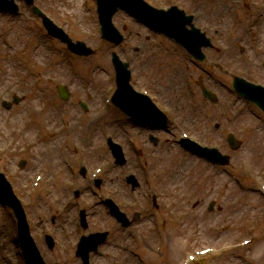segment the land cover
I'll return each mask as SVG.
<instances>
[{"label": "rangeland", "instance_id": "rangeland-1", "mask_svg": "<svg viewBox=\"0 0 264 264\" xmlns=\"http://www.w3.org/2000/svg\"><path fill=\"white\" fill-rule=\"evenodd\" d=\"M146 1L164 10L175 5L195 16V25L214 45V49L204 51L207 63H194L174 42L151 33L123 12L116 14L113 21L125 41L120 46L109 44L101 39L96 0H37L35 4L74 42H84L97 52L88 58L74 56L65 45L49 37L31 7L20 3L18 17L0 13V172L5 171L14 191L23 197L33 238L47 264H82L76 257L77 248L69 240L76 244L83 236L104 231H109L110 236L99 253L92 254L91 264H172L169 257L182 260L181 251L191 247L190 242L219 243L213 245L218 246L232 242L233 237L248 238L250 227L256 228L257 242L253 246L206 263L264 264V196L255 191H263L264 185V116L232 90L235 76L264 86V0ZM113 53L129 64L133 86L148 92L166 112L170 119L166 130H140L114 107L94 121L96 112L106 109V100L115 90ZM200 78L218 96L217 105L204 99ZM61 84L68 86L72 94L67 104L61 102L56 92V86ZM15 95L23 99L22 104L11 111L4 110L2 102L11 101ZM81 102L89 106V112H83ZM33 103H38L35 109L39 114L44 112L46 119L30 115ZM57 110L69 113L64 119L67 127L59 120L54 126L49 125L48 120ZM21 122L28 127L40 125L33 141L26 140L24 129L19 128ZM61 126L64 131L58 132ZM149 134L159 139L157 147L145 144L151 138ZM229 134L243 143L239 151L230 150ZM109 136L125 150V166H115L108 148L102 149L101 143ZM60 137L62 141L57 145L62 148L47 146V151L34 157L38 152L36 142L45 143L46 147L53 138L56 141ZM129 138L137 139L134 147ZM183 138L219 148L221 153L231 156V165L220 169L197 161L180 147ZM8 147L11 150L4 154ZM22 148L27 149L26 154L19 153ZM73 150L79 154L74 155ZM62 155L74 158L76 179L64 173L55 181L52 196L45 191L48 186L38 194L26 189L34 184L38 174L51 177L59 168L54 163ZM22 158H27L28 166L21 172L17 166ZM83 161L89 164L87 177L78 172ZM98 168L105 169L99 176L104 181L99 190L102 199L111 197L130 219L141 214L131 228L122 230L103 200L92 193L94 187L89 178ZM129 175L137 178L139 187L135 190L125 182ZM237 178L243 180L241 184L236 183ZM65 182H75L73 190L79 189L81 194L68 211L63 206L69 196L73 200V194L72 189L65 190ZM152 194L158 198V209L153 206ZM56 198L60 199L57 203ZM198 199L205 203L203 207L211 200L217 201L219 211L203 215V207L191 210V202ZM86 203L91 206L88 208ZM85 207L88 230L80 226V212ZM190 211L194 220L203 225L204 230L198 235L194 234L195 225L184 219ZM182 215L184 218H180ZM54 216L58 222L52 226ZM240 220L244 222L236 225ZM226 221L235 226H220ZM246 223H250L247 228ZM213 224L220 226L215 228L216 232L205 230ZM46 234L56 241L52 251L47 248ZM187 235H194V239ZM16 236L13 214L0 205L3 264H24ZM159 243L163 244V255L156 256L153 252Z\"/></svg>", "mask_w": 264, "mask_h": 264}, {"label": "water", "instance_id": "water-1", "mask_svg": "<svg viewBox=\"0 0 264 264\" xmlns=\"http://www.w3.org/2000/svg\"><path fill=\"white\" fill-rule=\"evenodd\" d=\"M27 1L28 3L32 4L34 0ZM4 3H6L4 0H0V8L17 12V8L12 6V3H9L11 7H7ZM98 5L103 38L109 42L119 44L122 41V38L118 35L117 31L112 25V17L119 9H121L137 17L140 21L146 23L154 31L164 33L170 38H174L198 60H205L204 55L201 53V48L203 46H210L209 41L205 40L204 36L200 35V32L195 29L187 31L185 26L191 23L192 18L187 19L184 17V14L182 15V13H180L181 19H176L174 17V12H177V9H174L169 13L159 12L148 8L140 0H98ZM37 13L41 15L40 12L37 11ZM44 25L51 35L66 43L72 52L84 56H90L93 54V52L90 49H87L84 44H72V42L60 30L56 29V27L46 19H44ZM113 63L117 72L118 84V91L114 97V103L122 111L126 112L132 118L136 119L138 122H141L143 125L156 126L161 124L162 121L156 119L157 111L151 102L145 97H137V95L132 93L131 88L129 87L130 73L127 70L128 66L120 62L116 55L113 56ZM234 88L238 94H240L246 100L257 104L264 111V90L252 86L246 83L244 80L238 78H235ZM204 95L210 98L213 102L217 101L216 97L212 96L206 90H204ZM229 142L232 149L235 150L239 147V144L234 140L230 139ZM182 145L186 149L193 151L198 155L204 156L214 163L220 165L229 164V158L221 156L215 150H201L198 146L188 141H184ZM112 150L114 152V156L117 159V163L124 164L120 148L112 146ZM1 183L3 187H6L5 182ZM5 195L7 197H12L11 190L7 189L5 191ZM11 203V205H15L20 208V204L15 199H12ZM18 213L23 217V213L20 209ZM23 222L20 225L21 234L23 237H27L28 232L25 227V223ZM105 239L106 235H96L88 240L84 239L82 241V247H90L91 250L96 252L98 246L103 244ZM31 248L36 252L33 246H31ZM34 251L32 257L37 256V252L35 253ZM26 257L28 258V256ZM29 260L30 259H28V261ZM83 260L85 264H88V252L83 256Z\"/></svg>", "mask_w": 264, "mask_h": 264}, {"label": "bare ground", "instance_id": "bare-ground-1", "mask_svg": "<svg viewBox=\"0 0 264 264\" xmlns=\"http://www.w3.org/2000/svg\"><path fill=\"white\" fill-rule=\"evenodd\" d=\"M130 81L132 82L133 81V75H132V77H130ZM175 88V87H174ZM36 104H38V103H33L31 106H30V115H32V116H34V117H38V113L39 112H37L36 111V109H35V105ZM111 105H112V103L110 104V108H111ZM57 107V106H56ZM50 111L52 110V107L49 109ZM109 110V109H108ZM56 112H58V110L56 111ZM40 118V117H39ZM59 118H60V116H59V113L56 115V116H52V118L49 120V125H51V126H54V124L56 123V121H58L59 120ZM41 119V118H40ZM66 124H67V122H66ZM127 125V124H126ZM19 128H21V129H24V131H23V134L26 136V140L27 141H30V139L32 140V137H33V135H35V133H36V126H31V127H28V126H26V125H24V122H21V124L19 125ZM21 131V130H20ZM33 141V140H32ZM60 141H62V138L60 137V138H58V140H57V142H60ZM57 142L56 143H50L49 145H50V147L51 148H54V147H60V145L58 146L57 145ZM243 146V145H242ZM66 149V148H65ZM42 150H44V145L42 144L39 148H38V152H39V155H40V153H41V151ZM51 150V149H50ZM10 151V150H9ZM8 151V152H9ZM7 152V153H8ZM211 167V166H210ZM38 172H35V174H37ZM103 173V172H102ZM37 177H39L40 179H42V181L41 182H43V179L45 178V176L44 175H41V174H38V175H36ZM35 176V177H36ZM10 183V182H9ZM46 189H48V188H46ZM49 190V189H48ZM11 211V210H10ZM11 213H12V211H11ZM212 214V213H211ZM18 221H20V219H18ZM215 222V221H214ZM214 225V224H213ZM215 226V225H214ZM28 227V226H27ZM17 229H18V226H17ZM263 239H261V241H262ZM70 241V240H69ZM73 241V240H72ZM260 241V242H261ZM16 242H17V244H18V246H19V248H20V250H21V255H24L23 254V252H22V249H21V247H20V245H19V240L17 241L16 240ZM73 242H75V241H73ZM257 241L256 240H254L253 241V243H252V246L256 243ZM102 247H100L99 248V250L101 249ZM191 248H193V247H184V250H189V249H191ZM163 249H162V251L160 252V254H159V256L160 255H162L163 253ZM25 255L26 256H28L29 257V259L31 260L32 259V252L30 251V250H28V251H26V253H25ZM217 258H219V257H217ZM205 259V258H204ZM203 259V260H204ZM202 261V260H201ZM3 261H2V258L0 259V264H3L2 263ZM194 264V263H193Z\"/></svg>", "mask_w": 264, "mask_h": 264}, {"label": "flooded vegetation", "instance_id": "flooded-vegetation-1", "mask_svg": "<svg viewBox=\"0 0 264 264\" xmlns=\"http://www.w3.org/2000/svg\"><path fill=\"white\" fill-rule=\"evenodd\" d=\"M65 114V113H64ZM63 115V114H62ZM64 116V115H63ZM210 203H211V201H209V203L207 204V206L206 207H203L204 205H205V203L201 200V199H198V200H195V201H192L191 202V210H197V209H200L201 207H203V211H204V213H203V215H207L208 214V208H209V206H210ZM215 203V207H214V210H218V205H217V201H215L214 202ZM219 211V210H218ZM217 211V212H218ZM195 219V217H193V213L190 211L189 213H188V217H187V222H190V224H192L193 226L195 225V227H193V228H203V225L201 224V222L200 221H198V220H194ZM222 225V224H221ZM220 225V226H221ZM219 226V227H220Z\"/></svg>", "mask_w": 264, "mask_h": 264}]
</instances>
